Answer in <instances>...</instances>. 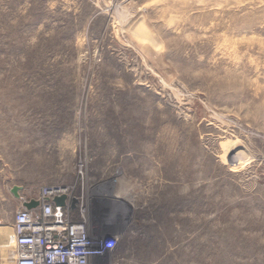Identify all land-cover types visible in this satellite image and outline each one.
Listing matches in <instances>:
<instances>
[{
    "label": "rangeland",
    "instance_id": "obj_1",
    "mask_svg": "<svg viewBox=\"0 0 264 264\" xmlns=\"http://www.w3.org/2000/svg\"><path fill=\"white\" fill-rule=\"evenodd\" d=\"M58 185L91 264H264V0H0V235Z\"/></svg>",
    "mask_w": 264,
    "mask_h": 264
},
{
    "label": "built area",
    "instance_id": "obj_2",
    "mask_svg": "<svg viewBox=\"0 0 264 264\" xmlns=\"http://www.w3.org/2000/svg\"><path fill=\"white\" fill-rule=\"evenodd\" d=\"M61 196L66 197L64 205H56ZM32 201L37 207H24ZM85 214L66 186L41 188L21 203L0 235V264H91L103 259L115 249L119 234L104 235L98 226L90 227Z\"/></svg>",
    "mask_w": 264,
    "mask_h": 264
},
{
    "label": "water",
    "instance_id": "obj_3",
    "mask_svg": "<svg viewBox=\"0 0 264 264\" xmlns=\"http://www.w3.org/2000/svg\"><path fill=\"white\" fill-rule=\"evenodd\" d=\"M65 200H66V197L65 196H61V197L56 198L54 200V202H55L56 205L63 206ZM24 207H26L27 209H33V208L37 207V203L34 202V201L29 202V203H24Z\"/></svg>",
    "mask_w": 264,
    "mask_h": 264
}]
</instances>
